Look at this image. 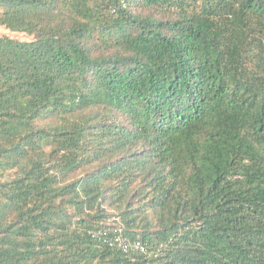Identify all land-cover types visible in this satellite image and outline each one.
<instances>
[{
    "label": "trees",
    "instance_id": "trees-1",
    "mask_svg": "<svg viewBox=\"0 0 264 264\" xmlns=\"http://www.w3.org/2000/svg\"><path fill=\"white\" fill-rule=\"evenodd\" d=\"M0 26L30 37L0 34V264H264V0H0Z\"/></svg>",
    "mask_w": 264,
    "mask_h": 264
},
{
    "label": "built area",
    "instance_id": "built-area-1",
    "mask_svg": "<svg viewBox=\"0 0 264 264\" xmlns=\"http://www.w3.org/2000/svg\"><path fill=\"white\" fill-rule=\"evenodd\" d=\"M115 241L125 250L137 249L143 252L147 250V246L141 240L129 241L125 237L118 235L115 237Z\"/></svg>",
    "mask_w": 264,
    "mask_h": 264
},
{
    "label": "rangeland",
    "instance_id": "rangeland-1",
    "mask_svg": "<svg viewBox=\"0 0 264 264\" xmlns=\"http://www.w3.org/2000/svg\"><path fill=\"white\" fill-rule=\"evenodd\" d=\"M0 34L9 35L11 37H14V38L20 39V40H26V39L30 38L26 34H23V33L11 32V31L7 30L6 28H4L3 26H0Z\"/></svg>",
    "mask_w": 264,
    "mask_h": 264
}]
</instances>
